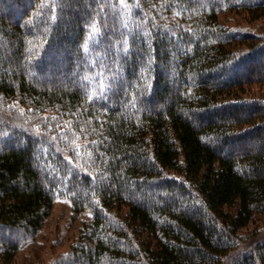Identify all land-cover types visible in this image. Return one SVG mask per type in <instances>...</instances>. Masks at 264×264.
I'll return each instance as SVG.
<instances>
[{
  "label": "trees",
  "instance_id": "trees-1",
  "mask_svg": "<svg viewBox=\"0 0 264 264\" xmlns=\"http://www.w3.org/2000/svg\"><path fill=\"white\" fill-rule=\"evenodd\" d=\"M150 1L159 0H74L54 21L57 0H0L3 264L34 237L57 197L92 212L73 249L80 264H264V239L243 245L241 233L264 215V97H240L248 85H264V34L226 31L217 18L230 8L264 20V0H175L178 21L158 24ZM93 22L102 38L93 37L86 56ZM10 101L33 118L50 112L63 141L12 121L24 113L14 103L6 109ZM73 132L82 136L71 145ZM163 181L180 199H138L141 184ZM123 207L115 220L109 211Z\"/></svg>",
  "mask_w": 264,
  "mask_h": 264
},
{
  "label": "rangeland",
  "instance_id": "rangeland-1",
  "mask_svg": "<svg viewBox=\"0 0 264 264\" xmlns=\"http://www.w3.org/2000/svg\"><path fill=\"white\" fill-rule=\"evenodd\" d=\"M172 5L174 8H167L164 5ZM177 2L175 0H159L153 4H148V9L150 10V17L153 23L158 24L159 22L168 23V22H176L180 15V11L178 8H175ZM218 24L221 28L226 31H249L255 33L264 34V20L262 18L253 19L250 17L244 10H236L230 8H223L217 15ZM22 70H26V72L30 73L34 80L42 81L45 80L46 77L43 76L44 73L33 74L30 71V67H25L21 65ZM29 70V71H28ZM228 71V70H227ZM225 73L217 72V75L221 76ZM228 73V72H227ZM74 75V76H73ZM72 77L69 79V82L75 83L79 80L77 73L71 75ZM251 87L250 91H246L240 97L246 96H256V97H264V85H255L251 84L246 87ZM14 103V107L17 105L18 110L23 114L24 118L20 120V118H13L18 122V124H29L31 125V133L35 135H39L44 132L45 135L60 138L59 135L60 128L58 127L60 122H58L57 118L51 116L45 112L41 118H33L27 111H31V108L19 105L14 101L8 102L6 105V109L10 108V104ZM145 107L150 106L148 101H144L142 104ZM26 111V112H25ZM10 112V110H9ZM38 120V121H37ZM69 121V119H68ZM13 122L8 124H12ZM65 124V123H64ZM17 125V124H16ZM67 127L66 125L64 126ZM39 129V131H37ZM63 130V129H61ZM264 135V133L262 132ZM262 135V136H263ZM6 136V134H2ZM81 134L72 133V137L74 140L71 142V145L77 143L78 140L81 139ZM63 137V136H62ZM18 142L22 141L23 138H18ZM61 139V138H60ZM62 140V139H61ZM63 141V140H62ZM243 142H241V145ZM218 144V141L214 142L213 145ZM80 145V144H79ZM233 150H237L236 147L232 146ZM67 151L64 149V153ZM41 152L40 147L36 149V159L39 163L41 161L37 156V153ZM69 161V159H66ZM43 164V163H42ZM168 172V171H167ZM172 174L171 172H168ZM51 178V177H50ZM168 185L166 181L161 183H155L152 185L141 184L140 189L142 190L143 195H138V199L145 204H149L151 202H157V198H162L163 200H172L176 201L180 199L179 194H168L167 189ZM117 202H115V205ZM126 207H123L121 210L116 208H112L109 212L111 215H114V219L120 220L121 215H124L122 211H125ZM189 212L192 214L198 213V208L189 207ZM92 224V212L89 209L77 210L74 207L72 201L67 197H57L52 205L49 216L45 219L42 227L38 230V232L34 235V237L30 240L24 241L22 246L11 256V260L6 264H80V261L76 259V255L73 249L80 245L82 242L83 234L90 229ZM243 245L249 244L254 239H264V215H257L245 228L241 229ZM263 231V232H262ZM10 232H5V235ZM253 235L251 236V234ZM1 235V233H0ZM250 237V239H249ZM248 242V243H247ZM3 251L0 250V255ZM67 254V256H65ZM5 263L4 260L0 258V264Z\"/></svg>",
  "mask_w": 264,
  "mask_h": 264
},
{
  "label": "snow or ice",
  "instance_id": "snow-or-ice-1",
  "mask_svg": "<svg viewBox=\"0 0 264 264\" xmlns=\"http://www.w3.org/2000/svg\"><path fill=\"white\" fill-rule=\"evenodd\" d=\"M120 2L123 4L124 0H120ZM74 6H75L74 0H57V2L53 3V5H52V19L54 21L57 20L59 18V13L60 12H63L65 10V8L72 9ZM57 9H59V12L57 11ZM125 27H126V25H125ZM91 29H92V31L89 34V40L84 41V52H85L86 56L91 54L90 45L93 42V37H97L98 39L102 38L100 36L101 29H100V27L98 26V24L96 22H93L91 24ZM123 44H124V46L121 49V51L126 56L128 51H129V45H128L126 39L124 40ZM112 75H113V82H115L119 78V73L118 72H113ZM122 85H123V81L120 80L119 86L122 87ZM100 87L103 88L104 84L101 83ZM88 98L92 99V96H89ZM101 98L102 99H107L106 96H102ZM37 131H39V129H37ZM53 138H55V137H53ZM65 139H67V137H65ZM77 147H79V145H77ZM66 159L71 160L72 158L71 157H66ZM68 171L71 172L72 169H69ZM105 175H107V173H105ZM65 256H67V254H65ZM73 264H74V262H73Z\"/></svg>",
  "mask_w": 264,
  "mask_h": 264
},
{
  "label": "bare ground",
  "instance_id": "bare-ground-1",
  "mask_svg": "<svg viewBox=\"0 0 264 264\" xmlns=\"http://www.w3.org/2000/svg\"><path fill=\"white\" fill-rule=\"evenodd\" d=\"M101 25H102V24H101ZM90 32H91V30H90ZM84 36H85V35H84ZM95 39H97V37H95ZM99 39H100V38H99ZM84 40H85V39H84ZM97 40H98V39H97ZM97 40H95L96 43H97ZM82 41H83V39H82ZM63 42H64V41H63ZM28 43H29V42H28ZM29 44H30V43H29ZM44 44H45V43H44ZM62 44H63V43H62ZM19 45H20V43H19ZM26 45H27V43H26ZM36 45H38V44H36ZM42 45H43V44H42ZM52 45H53V44H52ZM54 45H55V44H54ZM60 45H61V44H60ZM98 45H99V44H98ZM21 46H22V45H21ZM30 46H31V45H30ZM48 46H49V45H48ZM57 46H58V45H57ZM34 47H35V46H34ZM59 47H60V46H59ZM61 47H62V46H61ZM19 48H20V47H18V49H19ZM21 48H22V47H21ZM27 48H28V46H27ZM42 48H43V47H42ZM42 48H41V50H42ZM47 48H49V47H47ZM34 49H35V48H34ZM36 49H37V48H36ZM37 50H40V48L37 49ZM31 51H32V49H31ZM39 52H40V51H39ZM72 52H73V51H72ZM27 53H28V52H27ZM34 53H35V52H34ZM34 53H33V54H34ZM57 53H58V52H57ZM37 54H38V53H37ZM53 54H54V53H53ZM53 54H52V55H53ZM60 54H61V53H60ZM66 54H67V53H66ZM68 54H69V53H68ZM73 54H74V53H73ZM38 55H39V54H38ZM42 55H43V54H42ZM42 55H41V56H42ZM52 55H51V56H52ZM63 56H64V55H63ZM75 56H76V55H75ZM78 56H79V55H78ZM39 58H41V57L39 56ZM169 58H170V57H169ZM236 58H237V57H236ZM61 59H62V58H61ZM66 59H67V58H66ZM227 59H228V58H227ZM33 60H35V59H33ZM68 60H69V59H68ZM228 60H229V59H228ZM49 61H50V60H49ZM49 61H48V62H49ZM146 61H147V60H146ZM152 61H153V60H152ZM229 61H231V60H229ZM34 62H35V61H34ZM48 62H47V63H48ZM79 62H80V61H79ZM225 62H226V60H225ZM42 63H43V62H42ZM47 63H46V64H47ZM52 63H53V62H52ZM52 63H51V64H52ZM107 63H108V62H107ZM139 63H140V62H139ZM151 63H152V62H150V64H151ZM31 64H32V63H31ZM44 64H45V63H44ZM49 64H50V63H49ZM136 64H137V63H136ZM148 64H149V63H148ZM178 64H179V63H178ZM140 65H141V64H140ZM162 65H163V64H162ZM225 65H226V64H225ZM230 65H231V64H230ZM227 66H228V65H227ZM68 67H69V66H68ZM161 67H162V66H161ZM161 67H160V68H161ZM51 69H52V68H51ZM56 69H57V68H56ZM64 69H65V67H64ZM80 69H81V68H80ZM84 70H85V69H84ZM90 70H91V69H90ZM56 71H57V70H56ZM139 71H140V70H139ZM45 72H46V71H45ZM169 72H170V71H169ZM159 74H160V73H159ZM164 74H165V73H164ZM73 76H74V75H73ZM162 77H163V76H162ZM147 79H148V77H147ZM174 80H175V79H174ZM135 81H136V80H135ZM135 81H134V82H135ZM146 81H147V80H146ZM148 81H149V80H148ZM150 81H151V80H150ZM150 81H149V82H150ZM153 84H154V83H153ZM169 84H170V82H169ZM149 88H150V87H149ZM133 89H134V88H133ZM134 90H135V89H134ZM142 90H143V89H142ZM187 90H188V89H187ZM144 91H145V90H144ZM190 91H191V89H190ZM148 92H149V91H148ZM145 93H146V91H145ZM146 94H147V93H146ZM149 99H150V98H149ZM151 100H152V99H151ZM237 100H238V99H237ZM149 103H150V102H149ZM151 103H152V102H151ZM237 103H238V102H237ZM240 103H241V102H240ZM243 104H244V103H243ZM241 107H242V106H241ZM91 168H92V167H91ZM91 171H92V170H91ZM188 182H189V181H188ZM183 183H184V182H183ZM190 183H191V182H190ZM185 184H186V183H185ZM183 185H184V184H183ZM192 187H193V186H192ZM63 189H64V188H63ZM68 190H69V189H68ZM189 190H190V189H189ZM194 193H195V192H194ZM194 195H195V194H194ZM195 202H196V201H195ZM229 236H230V234H229ZM232 236H233V235H232ZM230 237H231V236H230ZM233 237H234V236H233ZM231 238H232V237H231ZM249 239H250V237H249ZM260 239H261V238H260ZM229 240H230V239H229ZM231 240H232V239H231ZM254 240H255V239H254ZM238 243H239V242H238ZM247 243H248V242H247ZM256 243H257V240H256ZM228 244H229V243H228ZM239 244H240V243H239ZM242 244H243V243H242ZM249 245H251V244H249ZM244 248H245V247H244ZM234 251H235V250H234ZM234 251H233V252H234ZM228 252H229V251H228ZM230 252H231V251H230ZM231 254H232V253H231ZM234 254H235V253H234ZM240 254H241V253H240ZM229 255H230V254H229ZM228 257H229V256H228ZM230 258L233 259V257H230ZM221 259L224 261V258H221ZM232 259H231V260H232ZM222 260H221V261H222ZM223 261H222V262H223ZM217 262H218V261H217ZM224 262H225V261H224ZM220 264H222V263H220ZM223 264H225V263H223Z\"/></svg>",
  "mask_w": 264,
  "mask_h": 264
}]
</instances>
